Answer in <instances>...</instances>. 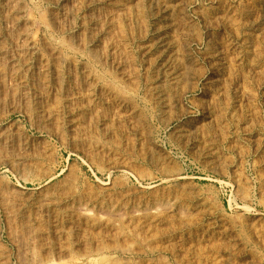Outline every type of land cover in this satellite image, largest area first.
<instances>
[{
  "label": "rangeland",
  "instance_id": "rangeland-1",
  "mask_svg": "<svg viewBox=\"0 0 264 264\" xmlns=\"http://www.w3.org/2000/svg\"><path fill=\"white\" fill-rule=\"evenodd\" d=\"M23 1L0 0V264H264V0Z\"/></svg>",
  "mask_w": 264,
  "mask_h": 264
},
{
  "label": "bare ground",
  "instance_id": "bare-ground-1",
  "mask_svg": "<svg viewBox=\"0 0 264 264\" xmlns=\"http://www.w3.org/2000/svg\"><path fill=\"white\" fill-rule=\"evenodd\" d=\"M23 0H3V2H2V6L3 7H8V8H12L13 10H15L16 12H22V7L20 6V4H21V2H22ZM39 1H42L43 2V0H39ZM38 1V2H39ZM44 1H56L57 3H61L62 1H64V0H44ZM72 1V0H71ZM75 1H77V0H75ZM74 1V2H75ZM96 1V0H95ZM94 1V2H95ZM101 1V0H100ZM139 1V0H138ZM157 1V0H156ZM24 2V1H23ZM73 2V4H75L76 5V8L77 7H79L78 6V4H76V3H74ZM81 3H82V1H80ZM155 3V2H154ZM72 4V3H71ZM92 5V2H83L82 4H81V6H83V7H85L86 9H89L90 8V6ZM93 5H95L94 3H93ZM65 6V5H64ZM80 6V7H81ZM50 7V6H49ZM55 7V6H54ZM73 7H75V6H73ZM166 7V6H165ZM62 8V7H61ZM11 9V10H12ZM63 9V8H62ZM79 9V8H78ZM136 9V8H135ZM65 10V9H64ZM14 11V12H15ZM59 11H60V9H59ZM67 11V10H66ZM84 11V10H83ZM86 11V10H85ZM150 11V10H149ZM7 12V11H6ZM51 12V11H50ZM68 12H69V10H68ZM70 12H71V10H70ZM69 12V14L68 15H66L65 14V16L66 17H64L63 15L62 16H59V17H57V19L55 18L54 20H49V19H47V20H44V23H45V26H46V28L48 29H51L53 32H59V33H61V30H62V28H63V24H65V23H67L68 21H70V19H71V21L73 22V20H72V12L70 13ZM81 12V11H80ZM90 12V11H89ZM88 11H87V13H89ZM145 12V11H144ZM53 13V12H52ZM57 13V12H56ZM60 13V12H59ZM64 13V12H63ZM58 14V13H57ZM57 14H55V15H57ZM76 14V13H75ZM208 14V13H207ZM54 15V14H53ZM80 15V14H79ZM87 15V14H86ZM93 15V14H92ZM92 15L90 16V18H89V22L91 23V24H93L94 22H95V18H94V15H93V17H92ZM13 16V15H12ZM14 16H15V14H14ZM49 16H51V15H49ZM74 16V15H73ZM78 16V15H77ZM97 16V15H96ZM4 17V16H3ZM8 17V16H7ZM19 17V16H18ZM18 17H16V18H18ZM138 17V16H137ZM12 18V17H11ZM11 18H10V21H11ZM15 18V19H16ZM73 18H75V17H73ZM85 18V17H84ZM1 19V18H0ZM14 19V18H13ZM14 19V20H15ZM46 19V18H45ZM52 19H53V17H52ZM87 19V18H86ZM85 19V20H86ZM174 19V18H173ZM16 20H18V19H16ZM98 20V19H97ZM5 21H6V19H5ZM4 21V22H5ZM19 21V20H18ZM138 21V20H137ZM17 22V21H16ZM71 22V23H72ZM75 22V21H74ZM14 23V22H13ZM12 23V24H13ZM18 23V22H17ZM140 23V22H139ZM180 23V22H179ZM178 23V24H179ZM95 24V23H94ZM97 25V24H96ZM14 26H16V25H14ZM95 26V25H94ZM133 26V25H132ZM142 26V25H141ZM174 26H175V24H174ZM11 27V26H10ZM25 27H27V26H25ZM29 27V26H28ZM87 27V26H86ZM90 27V26H89ZM96 27V26H95ZM87 29V28H86ZM1 30V29H0ZM32 30V29H31ZM65 30V29H64ZM67 30V29H66ZM88 30V29H87ZM94 30V29H93ZM22 31V30H21ZM24 31L26 32V30L24 29ZM86 31V30H85ZM89 31H90V29H89ZM89 31H86V32H89ZM24 32V33H25ZM65 32V31H64ZM101 32H102V30H101ZM92 33V32H91ZM94 33V32H93ZM130 33V32H129ZM64 34V33H63ZM87 34V33H86ZM94 34H96V33H94ZM24 35H26V34H24ZM90 35V34H89ZM98 35V34H97ZM96 35V36H97ZM1 36V35H0ZM3 36V35H2ZM17 36V35H16ZM21 36V35H20ZM28 37H29V35H27ZM31 36V35H30ZM57 36H62V34H59V35H57ZM64 36V35H63ZM91 36H93L92 34L90 35V37ZM139 36V35H138ZM21 37H23V36H21ZM75 37V36H74ZM84 37V36H83ZM94 37H95V35H94ZM164 37H166V36H164ZM32 38V37H31ZM73 38V37H72ZM85 38V37H84ZM92 38V37H91ZM169 38V37H168ZM177 38V37H176ZM3 39H4V37H3ZM15 39V38H14ZM35 39V38H34ZM69 40H70V38H68ZM67 39V40H68ZM89 39V38H88ZM97 39V38H96ZM59 40H63V37H62V39H59ZM67 40H63V41H66L67 42ZM72 40V39H71ZM83 40V39H82ZM84 40H86V39H84ZM98 40V39H97ZM0 41H1V37H0ZM14 41H16V40H14ZM62 41V42H63ZM79 41V40H78ZM93 41V38L91 39V40H89V43H91ZM95 41V40H94ZM169 41H171V40H169ZM172 41H173V39H172ZM24 41L22 40V43H23ZM34 41L32 40V41H29V42H25L26 44H24V46L22 45V44H20V45H22L23 46V48H25V50H27V51H33V50H35V47H34V43H33ZM66 42H63V44H66V45H68L69 47H72V46H70L71 44L70 43H66ZM70 42V41H69ZM77 42V41H76ZM87 42V41H86ZM165 42L166 41H164V44H165ZM168 42V41H167ZM167 42H166V44H167ZM174 42V41H173ZM173 42H171V43H173ZM2 43V42H1ZM3 43H4V41H3ZM45 43V42H44ZM81 43V42H80ZM82 43H84V42H82ZM88 43V44H89ZM93 43V42H92ZM152 43V42H151ZM170 43V42H169ZM168 43V44H169ZM183 43V42H182ZM15 44V43H14ZM17 44V43H16ZM60 44H62V43H60ZM62 44V46H64ZM73 44V43H72ZM176 44V43H175ZM181 44V43H180ZM180 44L179 45H177L178 46V49H180ZM5 45H6V42H5ZM13 45V44H12ZM79 45V44H78ZM82 45V44H81ZM85 45V44H84ZM4 46V45H3ZM7 46V45H6ZM22 46H20V47H22ZM51 46V45H50ZM85 46H87V44L85 45ZM153 46V45H152ZM168 46V45H167ZM171 46V45H170ZM176 46V45H175ZM5 47V46H4ZM11 47V46H10ZM20 47H18V49L19 50H21V48ZM65 47V46H64ZM76 47H80V46H76ZM75 47V50L77 51L78 50V48H76ZM82 47V46H81ZM51 48H53V46L51 47ZM89 48V47H88ZM172 48V47H171ZM10 49V48H9ZM47 49V48H46ZM69 49H71V48H69ZM81 49V48H80ZM83 49V48H82ZM91 49V48H90ZM177 49V50H178ZM10 50H12V49H10ZM15 50V49H14ZM24 50V49H23ZM23 50H21L22 52H23ZM60 49L59 48H54V49H52L51 51L53 52V55H57L58 56V54H59V51ZM75 50H73V51H75ZM172 50V49H171ZM181 50V49H180ZM16 51V50H15ZM15 51H14V53H15ZM18 51V50H17ZM16 51V52H17ZM50 51V50H49ZM48 51V52H49ZM50 51V52H51ZM59 51V52H58ZM89 51V50H88ZM95 51V50H94ZM164 51V50H163ZM175 51H176V49L174 50V53H175ZM8 52V51H7ZM35 52V51H34ZM62 52V51H61ZM60 52V53H61ZM79 52V51H78ZM92 53H93V51H91ZM90 52V53H91ZM6 53V51L1 47V44H0V55H3V54H5ZM21 53V52H20ZM24 53V52H23ZM25 53H26V51H25ZM83 53V52H82ZM81 53V54H82ZM88 53V52H87ZM91 53V54H92ZM177 53H179V52H177ZM186 53V52H185ZM89 54V53H88ZM99 54V53H98ZM7 55V54H6ZM48 55V54H47ZM60 55H62V54H60ZM94 55V54H93ZM166 55V54H165ZM171 55V54H170ZM173 55V54H172ZM177 55V54H176ZM8 56H9V54H8ZM88 56V55H87ZM92 56V55H91ZM161 56V55H160ZM181 56V55H180ZM179 56V57H180ZM2 57H4V55L2 56ZM23 57V56H22ZM53 57V56H52ZM56 57V56H55ZM58 57H60V56H58ZM62 57V56H61ZM89 57V56H88ZM168 57V56H167ZM173 57H175V55L173 56ZM1 58V57H0ZM6 58V57H5ZM57 58V57H56ZM64 58V57H63ZM94 58V57H93ZM97 58H99V56H97L96 55V59ZM177 58V57H176ZM58 59V58H57ZM92 59V58H91ZM151 59V58H150ZM182 59V58H181ZM64 60V59H63ZM93 60V59H92ZM171 60V59H170ZM178 60H180V59H178ZM183 61H184V59H182ZM5 61V60H4ZM61 61V60H60ZM98 61V60H97ZM96 61V62H97ZM151 61H153V60H151ZM172 61V60H171ZM177 61V60H176ZM182 61V62H183ZM10 62V61H9ZM94 62V61H93ZM100 62V61H99ZM165 62V61H164ZM180 63H181V61H179ZM187 62V61H186ZM231 62V61H230ZM5 63V62H4ZM3 63V64H4ZM8 63V62H7ZM9 64V63H8ZM150 64V63H149ZM176 64H177V62H176ZM42 65V64H41ZM171 65H173V64H171ZM175 65V64H174ZM186 65V64H185ZM229 65V64H228ZM4 66H5V64H4ZM57 66V65H56ZM177 67H178V65H176ZM3 67V66H2ZM46 67V66H45ZM175 67V66H174ZM173 67V68H174ZM180 67V66H179ZM182 67V66H181ZM56 69V68H55ZM87 69V68H86ZM177 69V68H176ZM184 69V68H183ZM90 70V69H89ZM178 70V69H177ZM181 70V69H180ZM59 71V70H58ZM60 72V71H59ZM83 72V71H82ZM93 72V71H92ZM173 72V71H172ZM176 72V71H175ZM88 73V72H87ZM86 73V74H87ZM1 74V73H0ZM4 74V73H3ZM0 78H3L2 76L0 77ZM62 78V77H61ZM67 79V78H66ZM184 79V78H183ZM48 80V79H47ZM109 80V79H108ZM112 80V79H111ZM180 81V80H179ZM178 81V82H179ZM185 81V80H184ZM224 81V80H223ZM3 82V81H2ZM1 81H0V85H2L3 83H2ZM112 82H114L113 80H112ZM116 82H118L117 80H116ZM171 82V81H170ZM13 83V82H12ZM176 83V82H175ZM188 83V82H187ZM120 84V83H119ZM167 84H169V83H167ZM173 84V83H172ZM182 84V83H181ZM4 85V84H3ZM223 85V84H222ZM5 86V85H4ZM168 86V85H167ZM186 86H189V84H187ZM12 87V86H11ZM10 87V88H11ZM14 87V86H13ZM124 87V86H123ZM1 88H3V87H1ZM169 88V87H168ZM171 88V87H170ZM12 89V88H11ZM1 90V89H0ZM171 90V89H170ZM169 91V90H168ZM224 91H225V89H224ZM7 92V91H6ZM11 92V91H10ZM15 92V91H14ZM163 92V91H162ZM170 92V91H169ZM36 93V92H35ZM49 93V92H48ZM163 93H165V92H163ZM169 94V93H168ZM4 95H6V94H4ZM1 96V95H0ZM2 97V96H1ZM41 98H43V93L41 92L40 93V95L39 96H37V99H41ZM45 98V97H44ZM72 98V97H71ZM168 98V97H167ZM168 99H170V98H168ZM35 101V100H34ZM39 101V100H38ZM2 102V101H1ZM36 102V101H35ZM37 103V102H36ZM36 105V104H35ZM39 106V105H38ZM37 106V107H38ZM35 108H36V106H35ZM181 109V108H180ZM216 109V108H215ZM214 109V110H215ZM42 110V109H41ZM154 110V109H153ZM170 110V109H169ZM34 111H36V110H34ZM43 111V110H42ZM40 113H42L41 111H40ZM35 114H37V113H35ZM39 116H40V114H39ZM153 116V115H152ZM31 117V116H30ZM46 117V116H45ZM215 117V116H214ZM216 118V117H215ZM160 119V118H159ZM216 129H217V126H216ZM202 131H203V129H202ZM197 156V155H196ZM160 166V165H159ZM166 169V168H165ZM86 216H88L87 215V213L85 212L84 213ZM230 225V224H229ZM57 230V229H56ZM65 232V231H64ZM239 235V234H238ZM35 237V236H34ZM68 237V236H67ZM36 239V238H35ZM226 248H228V247H226ZM234 253H235V251H234ZM231 256V255H230ZM34 261V260H33ZM235 261V260H234ZM2 262H3V260H2ZM54 260L52 259V258H48V259H46V260H44V261H42V262H38L39 264H54Z\"/></svg>",
  "mask_w": 264,
  "mask_h": 264
}]
</instances>
